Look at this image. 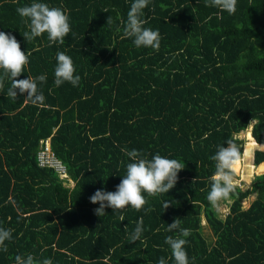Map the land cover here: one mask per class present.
<instances>
[{
    "label": "trees",
    "instance_id": "16d2710c",
    "mask_svg": "<svg viewBox=\"0 0 264 264\" xmlns=\"http://www.w3.org/2000/svg\"><path fill=\"white\" fill-rule=\"evenodd\" d=\"M32 2L0 0V32L28 54L16 79L47 77L37 82L43 105L23 103L27 92L18 89L15 101L8 97L7 77L0 88V228L12 230L0 264L28 254L52 264H174L164 241L176 235L167 231L175 219L190 230L189 264H264V0H237L234 14L209 0H149L141 18L159 30L158 49L122 38L133 0H36L66 11L70 32L63 44L47 33L26 41L16 9ZM57 52L72 59L77 86L55 85ZM248 127L254 145L245 161L258 173L219 202L221 216L207 200L211 157L227 139L242 148L238 134ZM45 138L66 179L37 166ZM123 148L185 167L168 193H144L140 210L106 207L98 217L89 198L116 191L131 162ZM166 200L174 203L164 209ZM141 217V239L131 243Z\"/></svg>",
    "mask_w": 264,
    "mask_h": 264
},
{
    "label": "clouds",
    "instance_id": "9594fccd",
    "mask_svg": "<svg viewBox=\"0 0 264 264\" xmlns=\"http://www.w3.org/2000/svg\"><path fill=\"white\" fill-rule=\"evenodd\" d=\"M236 3L237 0H209L207 6L216 7L221 12L234 14ZM148 4L149 0H133L127 13L122 38H132L133 44L138 48L158 49L160 46L159 30L144 27L148 21L141 18L142 10ZM16 12L27 24L28 31L23 33L26 41H31L47 33L50 44H63L64 38L70 32L69 16L61 8L49 7L46 3L33 0L29 5L18 7ZM111 22V17H109L107 24ZM28 62V54L21 51L20 44L15 37L0 32V70L3 71V75H0V88H3L4 78L7 77L11 80V86L7 90L8 97L15 101L16 90L18 89L21 94L27 92V97L23 103L31 102L33 105H43L45 98L42 93L38 92L37 82H45L46 75L41 74L35 78L28 76L27 79L23 80L16 79L23 72L24 66ZM74 72L72 59L64 52H57L54 69L55 85L60 86L64 82H69L73 86H77L80 77L74 76ZM224 144L227 147L223 146ZM223 145L218 146L216 154L211 157L215 161V171L209 177L210 191L207 200L213 207L218 206L220 201L229 199L235 190L237 183L235 169L242 158L241 148L233 139L225 140ZM258 147L264 148V144H259ZM121 151L131 162L127 164L126 174L122 177L116 191L97 190L89 198L91 204H99V207L94 210V214L98 217L105 216L106 207L115 211L130 205L132 208L140 210L147 203L144 193L153 197L157 194L168 193L177 182V174L185 167L180 160L169 159L159 153L153 155L151 159H147L136 149L123 148ZM173 203L174 201H164V209ZM180 222V219H175L168 225L167 231H176V235L167 236L164 242L171 250V258L174 260V264H189L185 251L187 243L185 238L190 235V230L181 228ZM143 231V217H141L137 220L134 231L129 235V241L131 243L139 241ZM11 239L12 230L0 228V246H2L3 251H7L5 241ZM14 259L15 264H52L50 258H45L41 262L37 261L31 254L16 255ZM157 264H167V261L164 257H160Z\"/></svg>",
    "mask_w": 264,
    "mask_h": 264
},
{
    "label": "rangeland",
    "instance_id": "374dc122",
    "mask_svg": "<svg viewBox=\"0 0 264 264\" xmlns=\"http://www.w3.org/2000/svg\"><path fill=\"white\" fill-rule=\"evenodd\" d=\"M249 127L246 131H242L238 134L239 139H241L243 141V145L241 148V161L240 163L236 166L235 169V176H236V180H237V185H239L242 189L245 188V186L249 183V181L252 178V174H257L258 173V169L257 168H252L250 165L248 166L246 163V159L248 157L247 151L248 148H251L254 144L251 140L247 139L249 137ZM246 148V151H245ZM251 199H248V202ZM248 202L246 205H248ZM216 209L218 210L219 214L221 216H223L227 210L225 208V206L223 204H218V206H216ZM203 227H202V233L204 235V237L206 238L207 241L211 242L213 240L211 232L206 228L204 222H201Z\"/></svg>",
    "mask_w": 264,
    "mask_h": 264
},
{
    "label": "built area",
    "instance_id": "2783aa9c",
    "mask_svg": "<svg viewBox=\"0 0 264 264\" xmlns=\"http://www.w3.org/2000/svg\"><path fill=\"white\" fill-rule=\"evenodd\" d=\"M35 160L39 168L52 170L59 179L67 178L66 168L51 150L49 138L39 141V146L35 153Z\"/></svg>",
    "mask_w": 264,
    "mask_h": 264
},
{
    "label": "crops",
    "instance_id": "0c3cea01",
    "mask_svg": "<svg viewBox=\"0 0 264 264\" xmlns=\"http://www.w3.org/2000/svg\"><path fill=\"white\" fill-rule=\"evenodd\" d=\"M68 185H72V182L70 180H68Z\"/></svg>",
    "mask_w": 264,
    "mask_h": 264
}]
</instances>
